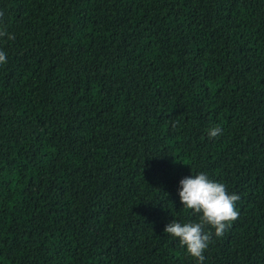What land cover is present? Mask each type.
Masks as SVG:
<instances>
[{
	"label": "trees",
	"instance_id": "trees-1",
	"mask_svg": "<svg viewBox=\"0 0 264 264\" xmlns=\"http://www.w3.org/2000/svg\"><path fill=\"white\" fill-rule=\"evenodd\" d=\"M0 264H264V0H0Z\"/></svg>",
	"mask_w": 264,
	"mask_h": 264
}]
</instances>
